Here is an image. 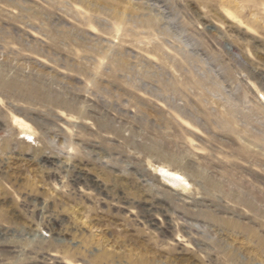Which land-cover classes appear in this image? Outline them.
I'll return each instance as SVG.
<instances>
[{"label":"rangeland","instance_id":"374dc122","mask_svg":"<svg viewBox=\"0 0 264 264\" xmlns=\"http://www.w3.org/2000/svg\"><path fill=\"white\" fill-rule=\"evenodd\" d=\"M0 264H264V0H0Z\"/></svg>","mask_w":264,"mask_h":264}]
</instances>
